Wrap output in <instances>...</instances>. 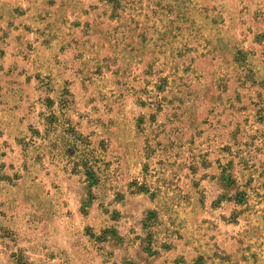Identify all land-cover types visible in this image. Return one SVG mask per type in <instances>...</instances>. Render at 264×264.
<instances>
[{
    "label": "rangeland",
    "instance_id": "374dc122",
    "mask_svg": "<svg viewBox=\"0 0 264 264\" xmlns=\"http://www.w3.org/2000/svg\"><path fill=\"white\" fill-rule=\"evenodd\" d=\"M0 264H264V0H0Z\"/></svg>",
    "mask_w": 264,
    "mask_h": 264
}]
</instances>
